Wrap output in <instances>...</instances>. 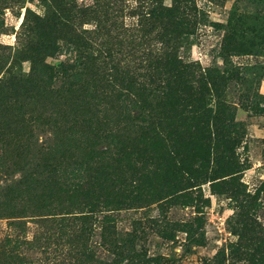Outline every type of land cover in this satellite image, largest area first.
Returning <instances> with one entry per match:
<instances>
[{"label": "rangeland", "instance_id": "rangeland-1", "mask_svg": "<svg viewBox=\"0 0 264 264\" xmlns=\"http://www.w3.org/2000/svg\"><path fill=\"white\" fill-rule=\"evenodd\" d=\"M0 264H264V0H0Z\"/></svg>", "mask_w": 264, "mask_h": 264}, {"label": "trees", "instance_id": "trees-1", "mask_svg": "<svg viewBox=\"0 0 264 264\" xmlns=\"http://www.w3.org/2000/svg\"><path fill=\"white\" fill-rule=\"evenodd\" d=\"M25 51H22L21 53L23 54ZM78 51H76L77 54ZM21 56V55H19ZM91 55L86 53L85 56H79L77 55L75 61H73V63L70 64H59L58 65V70H56V73L61 74L62 76H65V80L67 81L68 79L75 78L76 75L78 74H82V72L85 70L84 66L86 65V60L90 57ZM33 60V59H32ZM34 61V60H33ZM42 68V70H46L48 71V76L53 77L54 74H52V70H54V68H49L48 65H40ZM139 110V109H138ZM135 114H138L139 111H135Z\"/></svg>", "mask_w": 264, "mask_h": 264}]
</instances>
